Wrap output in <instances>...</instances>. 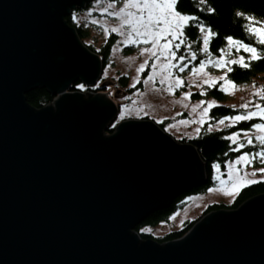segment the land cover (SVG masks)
I'll list each match as a JSON object with an SVG mask.
<instances>
[{
    "label": "water",
    "instance_id": "obj_1",
    "mask_svg": "<svg viewBox=\"0 0 264 264\" xmlns=\"http://www.w3.org/2000/svg\"><path fill=\"white\" fill-rule=\"evenodd\" d=\"M89 1L0 0V264H264V194L163 243L135 231L206 182L204 161L150 120L103 134L106 91L67 90L101 70L65 20ZM37 87L54 98L34 109Z\"/></svg>",
    "mask_w": 264,
    "mask_h": 264
},
{
    "label": "snow or ice",
    "instance_id": "obj_2",
    "mask_svg": "<svg viewBox=\"0 0 264 264\" xmlns=\"http://www.w3.org/2000/svg\"><path fill=\"white\" fill-rule=\"evenodd\" d=\"M97 4L100 0H95ZM118 0H108V4L105 7L99 8V12L103 16L116 18L119 22L111 28L112 33H117L119 36L124 37L121 43L126 45L137 44V45H148L147 47H139V53L141 55L147 53L151 57V63L155 68L160 70L162 76L161 83H167V91L173 92L174 89H179L184 85V78L179 75V72H183L186 69L189 70V76L199 75L202 76V83L209 87L217 80H223L224 83L220 85V88L225 92L229 91L225 84L235 85L234 80L228 78L226 72H222L220 77H215L209 74L206 70L209 66L217 69H226L227 72H232V65H238L241 68H250L253 61L264 60V20H260L253 15L248 13L236 12L237 16H243L248 22L245 25V31L250 36V42L234 37L233 35H226L223 39L228 42L226 47L229 52L233 47L236 49V56L232 58L225 57L224 49L218 48L217 52L221 55L215 59L212 57V52L209 49L211 39L216 37L218 33L213 30V26L201 19L196 13H188L179 10V0H123V3L116 7ZM196 7L201 11L208 13H214L215 9L210 5H207V0H198ZM111 9V11L109 10ZM89 13L92 9H87ZM72 19H77L75 12L71 13ZM96 23V20H93ZM191 27H195L199 35L196 39H189L187 31ZM108 29L105 28L107 34ZM200 41V46L193 51L190 45L197 44ZM254 41V42H253ZM243 49L244 53H248L247 56L241 55L240 50ZM178 50L188 53L187 56L179 55ZM200 56L206 58H198ZM127 59V57H126ZM157 61H161L159 64ZM187 61L188 63H184ZM192 61H198L189 69V64ZM147 60L142 62L137 68V72L141 71ZM170 69H176V71H169ZM150 76L154 74L150 73ZM170 81V82H169ZM190 83H194L190 81ZM98 84H92V88L98 87ZM200 88V84L195 85ZM77 89L84 90L86 88L85 83H77L75 85ZM252 97L248 102L240 105H231L232 109H241V111L235 112L231 115L221 116L216 119L215 123L221 125L224 121H228V124H224V127H231L245 122L247 127L241 126L235 131H231L227 134V139L232 140L236 149H243L245 144L260 146L254 152L240 151L231 161H224L226 170L228 172V178L225 180L222 177L214 176L217 179L225 191L237 193L240 188L245 185H251L256 183L255 180L249 178V173L244 172L241 175V168L245 165L251 166L257 159L261 163H264V85L256 86L253 82ZM201 89V94H203ZM183 97H189L190 91H184L181 93ZM219 102L215 99L204 101L200 100L197 102L198 105H207L203 108L201 114L202 118L199 123L203 124V115L206 114L210 107L217 105ZM123 107L121 106L120 117H124ZM196 107V106H194ZM254 118L256 120L254 121ZM251 122V123H248ZM208 132L213 130L212 125H208ZM199 134L200 129L194 130ZM250 135V133H253ZM238 133H243L239 136ZM239 164L241 167H235ZM219 165L213 163V168L217 169ZM264 174V167L253 168L252 174L255 173ZM260 180H264V175L259 177ZM212 191L213 189H208ZM235 198V197H233ZM141 233L149 232L148 228H140Z\"/></svg>",
    "mask_w": 264,
    "mask_h": 264
},
{
    "label": "rangeland",
    "instance_id": "obj_3",
    "mask_svg": "<svg viewBox=\"0 0 264 264\" xmlns=\"http://www.w3.org/2000/svg\"><path fill=\"white\" fill-rule=\"evenodd\" d=\"M122 3L123 0H118L116 7H119ZM107 4L108 0H100L99 4H97L95 0H90L83 7L73 9L70 12V16L73 12H75L76 14L77 19L75 21L73 20L75 24L81 25V27L86 30L87 36L82 39L80 38L81 42L85 46L92 45L95 50H99L100 46H102L109 38L113 37V39L108 59L106 63H104V65L102 64V59L97 54V52L91 50L92 52L96 53L101 60V70L98 78L93 83L86 84V88L83 91L77 88L75 90H71V86L69 87V89H67L68 91L78 90L82 93H84V91L103 92V89L107 88L106 94L108 93L107 95L111 98L114 88H119L120 90L124 91V94L121 96H115L114 99L111 98L117 105V113L112 121L108 124V126L112 125V127H115L118 122L125 119H146L153 121L157 125H159L160 122L165 121L164 128L162 129L160 127L161 130L168 136H171L173 140L181 143L182 139L189 140L197 135V133L194 131L197 128H199L200 131H202L203 128L205 131H207V126L212 125L213 130H217L223 128L224 124L229 123L228 121H224L221 125H217L215 123L216 119H211V117L209 116V110L206 114L203 115L204 123H199L202 118L201 114L203 112V108L207 105L197 106V102L200 100H212L211 98L192 97L193 92H198L201 94V89L205 91V89L209 87L202 83V76H189L188 69L183 72H179L178 74L184 78V85L179 89H174V91L171 93L168 92L166 90L167 83L160 82L162 79L160 70L153 66L149 54L145 53L141 55L139 53V47H147L148 45L123 44L121 43V41L124 39V37L119 36L117 33L111 32V28L114 27L119 21L114 17L108 16L107 14H104L103 16L101 15V13L99 12V8L105 7ZM89 8L92 9L91 13L87 11V9ZM109 10L111 11V9ZM94 19L96 20V23H93ZM247 23L248 22L245 20V25ZM105 28L108 29L107 34L105 33ZM227 43L228 42H226V44ZM195 46V44L190 45L193 51ZM223 49V54L225 55L226 59L236 56L235 47H233L230 52L226 45L223 47ZM178 54L185 56L188 55V53L180 50H178ZM240 54L245 56L248 55V53L243 52V49L240 50ZM220 55L221 53L219 52L217 55H212V57L207 58L215 59ZM198 58L206 57L200 56L198 54ZM145 60H147L148 63L145 64V67L141 71L137 72V68ZM160 62L161 61H157L158 64ZM197 62L198 61H192L189 64V69ZM184 63L188 62L184 61ZM206 70L210 75L215 77H220L222 72L227 73L226 69H217L211 66H209ZM169 71H176V69H170ZM150 73L154 74V76H150ZM121 76L126 77L127 88L122 87V85L119 83L118 79ZM105 79H111L113 81V88L111 85L105 84L96 88L91 87L92 84L99 85ZM193 80L194 83H190V81ZM79 82L83 83L81 81ZM253 82H255L256 86L264 85V78L255 79ZM253 82H249L247 84H235L239 85V87L225 84V87H227L229 91L225 92L223 89H221L225 92L227 97L226 101L222 103L224 105L231 106L233 104L240 105L248 102L250 97H252L253 92L255 91V89L253 88ZM222 83H224L223 80L217 79L212 85L216 84L220 88V85ZM196 84H200V88H197L195 86ZM88 87H91V89H89ZM128 89H130V91ZM184 91H190V96L183 97L181 93ZM121 106H124L123 118L120 117ZM105 134L107 135V133ZM252 134H254V132L250 133V135ZM238 135L242 136L243 133H238ZM230 141L232 142V140ZM245 146L248 145L245 144ZM255 147L256 150L260 146L257 144ZM255 150L250 149L248 151L254 152ZM198 156L200 160L203 161L199 154ZM235 167L240 168L241 166L237 164ZM203 168L205 171V163L203 165ZM253 168H256L254 164H252L251 166L245 165L243 168H241V175L244 172H247L249 173L250 179H253L255 181L259 180L261 173L257 172L255 174H252ZM214 176H219L227 180L228 172L226 170V165L224 164L222 167L219 166L217 169L213 168V184L205 189L204 192L187 194L189 192L188 191L186 193H183V198H181V200L177 202L176 209L167 216V219L164 221H160L155 225L142 226L141 228L146 227L150 229L149 232L144 233L150 234L152 239L163 236L170 231L182 229L185 222L195 221L208 213H205L204 210L210 204L231 203L234 199L233 197H235L238 192L232 193L230 191L223 190L219 181L215 179ZM205 177L207 178L206 172ZM210 188L213 190L209 191L208 189ZM180 195H178L177 197H179ZM177 197L169 204V206L173 202H175Z\"/></svg>",
    "mask_w": 264,
    "mask_h": 264
},
{
    "label": "trees",
    "instance_id": "obj_4",
    "mask_svg": "<svg viewBox=\"0 0 264 264\" xmlns=\"http://www.w3.org/2000/svg\"><path fill=\"white\" fill-rule=\"evenodd\" d=\"M198 0H179V10L188 13H196L201 17V19L205 20L207 23H210L213 26V30H215L218 35L211 39L209 49L212 52V55H217L219 52L216 51L218 48H223L226 45V41L223 39L226 35H233L234 37H238L245 42H250V36L245 31V19L243 16H237L236 12L240 11L241 13H248L250 15L255 16L260 20H264V0H207V5H210L215 9L214 13H208L206 11H201L196 7ZM67 24L73 26L76 29L77 34L82 39L87 36L86 30L81 27V25H76L70 14L65 17ZM199 33L197 32L195 27H191L187 31V36L189 39H196ZM112 38H109L102 46H100L99 50H95L92 45H87V47L97 52V54L102 59V64L106 63L111 45ZM199 42L195 44L194 51L199 47ZM254 42V41H253ZM252 66L250 68H241L238 65H232V72H227L226 75L228 78L234 80L235 84H247L249 82H253L255 79L264 78V60H257L251 62ZM119 83L122 87L127 88V80L125 76H121L119 79ZM80 83L79 81H75L71 85V90H75V85ZM91 89V87H88ZM130 91V89H128ZM103 91L107 92V88H104ZM108 94V93H107ZM193 98H211L217 100L219 103L215 106L209 108V116L211 119H217L221 116L231 115L235 112L240 111L239 108L232 109L229 105H224L222 102L226 101V94L218 85L214 84L211 87H207L203 94L198 92L192 93ZM115 95L111 96L114 99ZM53 96L45 89V88H34L25 94L26 102L33 107L34 109H39L44 105L48 104L53 100ZM256 118H254V121ZM165 121L159 123L160 127L164 128ZM251 123V122H248ZM244 126L247 127L245 122H240V124L231 126V127H223L217 130H212L211 132L205 131L204 128L199 134L195 135L191 139H182V143H189L193 145L201 159L205 163V172H206V182L199 187L191 189L187 194L190 193H199L204 192L209 186L213 184V163H217L219 166L224 165V161L232 160L240 151L243 150H255L254 146H244V149H236L235 145L227 139V134L231 131L237 130L239 127ZM114 127L112 125H107L105 129L102 130V133L111 134ZM256 168L264 167V163H261L259 159L253 162ZM264 175V174H261ZM258 194H264V180H257L256 183L251 185H245L242 187L238 193L236 194L233 201L229 204L225 203H213L206 207L204 212H209L217 209H235L237 208L243 201L247 200ZM183 195L177 197L175 202H173L168 209L157 211L156 213L149 216L143 222L136 226L135 231L140 235L142 239L152 238L150 234L141 233L139 229L144 225H155L160 221H164L167 219V216L171 214L176 209V204L178 201L183 198ZM194 221H188L184 223V227L180 230H173L166 233L163 236L153 238L159 243H163L167 240H172L182 236L192 225Z\"/></svg>",
    "mask_w": 264,
    "mask_h": 264
},
{
    "label": "bare ground",
    "instance_id": "obj_5",
    "mask_svg": "<svg viewBox=\"0 0 264 264\" xmlns=\"http://www.w3.org/2000/svg\"><path fill=\"white\" fill-rule=\"evenodd\" d=\"M222 209H223V208H222ZM203 216H204V215H203ZM200 218H201V217H200ZM200 218H199V219H200ZM197 220H198V219H197ZM195 221H196V220H195ZM191 226H192V225H191Z\"/></svg>",
    "mask_w": 264,
    "mask_h": 264
}]
</instances>
